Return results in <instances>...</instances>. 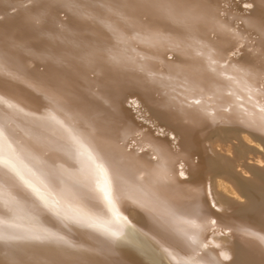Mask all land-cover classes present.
<instances>
[{"label": "bare ground", "instance_id": "obj_1", "mask_svg": "<svg viewBox=\"0 0 264 264\" xmlns=\"http://www.w3.org/2000/svg\"><path fill=\"white\" fill-rule=\"evenodd\" d=\"M85 2L0 0V97L15 106L0 123L107 231L43 211L76 246L0 243V264H264V0H185L183 24L140 0ZM73 134L109 166L119 218Z\"/></svg>", "mask_w": 264, "mask_h": 264}, {"label": "snow or ice", "instance_id": "obj_2", "mask_svg": "<svg viewBox=\"0 0 264 264\" xmlns=\"http://www.w3.org/2000/svg\"><path fill=\"white\" fill-rule=\"evenodd\" d=\"M140 2L144 7L174 24H183L195 18L185 0H140ZM29 5L42 9L55 7L73 14L88 6L85 0H47L45 4H39L38 0H28L25 7ZM33 19L36 23L40 22L39 15L33 14ZM156 36L163 38V33L157 32ZM0 104L6 105L9 109L15 107L3 97H0ZM71 139L76 145L78 154L87 158L86 162L82 160L81 164L87 163L90 169L94 180L93 191L103 199L113 215L117 216L113 176L109 166L102 158L86 148L79 137L73 134ZM27 160L28 157L21 150L13 147L8 140L6 125L0 123V243L27 240L39 244L55 243L75 247L76 245L71 241L40 223L37 214L43 211L107 231L101 218L95 216L76 199L78 193L65 189L58 190L50 179L51 173L46 174L30 162H26ZM6 189H16V192L13 194ZM112 235L116 234L112 233ZM260 240L264 243V233L260 234ZM195 251L196 249H193V252ZM172 258L176 260V264H201L195 256L190 259L175 256ZM215 264H219V261L215 260Z\"/></svg>", "mask_w": 264, "mask_h": 264}]
</instances>
